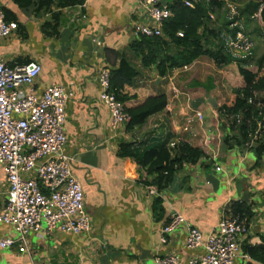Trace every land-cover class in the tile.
<instances>
[{"label":"crops","instance_id":"crops-1","mask_svg":"<svg viewBox=\"0 0 264 264\" xmlns=\"http://www.w3.org/2000/svg\"><path fill=\"white\" fill-rule=\"evenodd\" d=\"M0 5L6 19L18 23L11 38L0 39V58L10 65H40L33 87L37 96L51 84L72 93L65 106L63 153L72 158V173L81 183L91 224L88 233L76 236L29 233L23 252L17 246L0 247V264H156L155 256L166 255L185 264L204 251L185 248L189 225L205 235L237 203L249 212V233L241 239L233 264H264L247 252L264 247V153L257 157L252 149L226 144L228 121L218 111L230 93L243 86L236 63L217 67L204 55L163 77L155 66L143 67L131 48L141 38L133 26L147 21L137 0H82L58 10L59 24L53 32L42 28L51 19L49 12L39 15L33 4L22 8L12 0H0ZM225 5L216 24L230 20L228 2ZM251 25L245 32L254 41L259 37ZM215 43L211 37L206 44ZM121 58L138 72L133 84L124 87L130 97L125 107H136L151 96L168 98L164 111L133 132L124 124L113 126L109 109L99 98V72L116 68ZM248 68L256 70L254 64ZM195 110L202 113V121L194 116ZM167 137L172 153L185 142L202 155L193 164L181 163L169 185L158 191L140 181L142 170L120 154V147L134 142L133 147L143 150ZM7 189L0 167V204ZM173 212L185 221L163 244L160 232ZM5 238H16V233L0 223V241Z\"/></svg>","mask_w":264,"mask_h":264},{"label":"built area","instance_id":"built-area-1","mask_svg":"<svg viewBox=\"0 0 264 264\" xmlns=\"http://www.w3.org/2000/svg\"><path fill=\"white\" fill-rule=\"evenodd\" d=\"M177 1L194 7L197 2L209 0H137L146 12L147 21L137 22L134 34L163 37V24L172 16L169 4ZM230 2L234 5H229V19L237 14L235 2ZM210 17L214 18L213 14ZM17 28L18 23L7 20L0 5V39L11 38ZM221 37L234 57L251 54L253 42L242 31L234 37L226 34ZM40 69L35 62L10 65L0 58V167L8 186L0 204V223L11 226L16 233V238L1 240L0 247L17 246L20 252L26 250L29 233L43 237L54 232L76 236L88 233L91 228L81 183L72 173V158L63 153L65 106L72 93L59 84H51L37 96L33 87ZM98 83L99 98L108 107L113 126L123 125L126 114L110 90L108 69L99 72ZM194 116L199 121L203 119L198 110ZM184 221L180 213L173 212L161 229L159 241L166 243L167 236ZM248 233L246 219L232 214L223 215L205 235L189 225L185 248L204 251L185 264H233L240 255L241 239ZM154 262L182 264L174 255L155 256Z\"/></svg>","mask_w":264,"mask_h":264},{"label":"trees","instance_id":"trees-1","mask_svg":"<svg viewBox=\"0 0 264 264\" xmlns=\"http://www.w3.org/2000/svg\"><path fill=\"white\" fill-rule=\"evenodd\" d=\"M18 7L34 5L36 14H51V19L42 24L44 31H56L59 24L60 9L82 3V0H12ZM236 2L237 14L222 24L215 23V17L224 14L225 0L197 2L194 7L185 6L182 2H172L169 8L172 16L163 24V37H144L134 40L132 52L139 57L143 67L155 66L158 75L163 77L175 68L191 65L202 56H207L217 67L236 63L243 86L234 89L225 104L219 109L220 116L228 121L230 135L226 144L252 149L257 157L264 153V50L254 55V44L251 54L246 57H234L226 48L222 34L234 37L238 31L245 30L256 22V14L264 21V0H233ZM56 8L57 10H53ZM226 12V11H225ZM213 14L214 18L210 17ZM235 23V24H234ZM231 26V27H230ZM254 33L264 41L262 27L253 25ZM181 32L182 36H178ZM217 43L206 44L209 38ZM252 42V37H248ZM255 65L253 71L248 67ZM138 72L130 63L121 58L118 66L110 70V90L115 93L126 114L125 130L133 132L146 125L147 120L165 110L168 98L165 94L148 97L142 104L127 108L124 106L130 97L124 94V87L132 85ZM167 137L164 141L150 144L145 149L133 147L134 142H124L120 154L133 159L142 170L140 181L160 191L166 188L181 163H195L202 155L199 148L188 143L180 144V151L171 152L172 147ZM151 177V178H150ZM159 197L155 200V210ZM246 219L247 208L241 204L233 205L230 213ZM261 250V251H260ZM252 257H259L264 262V247L247 248ZM260 252L259 254H257Z\"/></svg>","mask_w":264,"mask_h":264},{"label":"rangeland","instance_id":"rangeland-1","mask_svg":"<svg viewBox=\"0 0 264 264\" xmlns=\"http://www.w3.org/2000/svg\"><path fill=\"white\" fill-rule=\"evenodd\" d=\"M231 1V0H230ZM230 1H228V4H232L234 5L233 3H231ZM233 1V0H232ZM235 2V1H234ZM236 3V2H235ZM230 7V6H229ZM261 25L260 27L263 28L264 30V21L261 20V17L259 15L256 14V23H253L251 26L253 25ZM254 42L256 43V45L254 44ZM253 44L255 46V53H256V56L259 55L263 50H264V41H262V39L259 37L257 38L256 40L253 41ZM228 99V98H227Z\"/></svg>","mask_w":264,"mask_h":264},{"label":"water","instance_id":"water-1","mask_svg":"<svg viewBox=\"0 0 264 264\" xmlns=\"http://www.w3.org/2000/svg\"><path fill=\"white\" fill-rule=\"evenodd\" d=\"M162 4H165V2L163 1Z\"/></svg>","mask_w":264,"mask_h":264}]
</instances>
